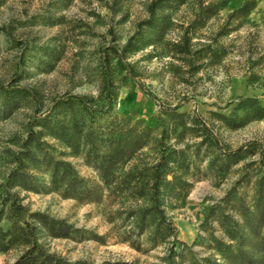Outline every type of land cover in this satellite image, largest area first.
Instances as JSON below:
<instances>
[{
    "label": "rangeland",
    "instance_id": "374dc122",
    "mask_svg": "<svg viewBox=\"0 0 264 264\" xmlns=\"http://www.w3.org/2000/svg\"><path fill=\"white\" fill-rule=\"evenodd\" d=\"M150 1L0 0V88L18 95L6 108V94L0 89V184L13 169V154L28 128L55 100L79 94L97 99L109 77L114 114L142 124L155 121L158 137L165 128L166 145L186 151L191 187L184 201L166 200L164 212L177 239L188 246L207 232L222 237L215 220L203 229L206 209L223 205L232 190L249 204L264 167V118L232 129L219 117H234L233 107L243 98H257L264 106V0H256L257 7L246 18L232 21L228 15L246 0H227L226 9L189 35L192 52L210 45L220 54L217 60L175 51L174 44L197 10L194 0L171 13L174 25L162 40H153L149 28L138 26L148 17ZM220 29L224 35L218 36ZM128 43V51L120 56ZM169 110L187 115L182 122L173 121ZM149 145L137 160L140 167L155 155V145ZM55 148L66 150L57 144ZM239 149V161L219 171L224 154ZM64 156L80 177L100 182L85 154ZM12 192L27 214L43 213L69 225L72 235L66 238H42L48 250L66 259L167 264L168 245H153L134 226L137 203L130 194L105 191L100 202H80L58 191L15 187ZM224 210L238 218L231 205ZM192 248L198 257L209 252L206 244ZM20 254L17 248L0 253V264H12ZM189 259L179 264H190Z\"/></svg>",
    "mask_w": 264,
    "mask_h": 264
},
{
    "label": "trees",
    "instance_id": "16d2710c",
    "mask_svg": "<svg viewBox=\"0 0 264 264\" xmlns=\"http://www.w3.org/2000/svg\"><path fill=\"white\" fill-rule=\"evenodd\" d=\"M188 1L151 0L146 6L148 17L138 23L139 28H149L153 40H162L174 25L171 13L178 12ZM194 1L197 10L184 28L181 41L174 44L175 51L181 56L195 54L217 60L220 54L210 45L192 52L189 35L226 9L227 0ZM256 7V0H246L233 9L228 21L244 19ZM224 31L220 29L218 36L224 35ZM151 41L147 40V44ZM130 46V43L126 44L120 56H124ZM0 89L6 94L4 106L7 108L18 95L15 90ZM99 95L97 99L80 94L64 95L28 128L20 150L13 154V169L0 184V253L20 249L21 254L12 264H89L86 260L66 259L44 246L43 237L66 238L72 235L71 229L64 221L43 213L27 214L12 192L13 188L20 187L35 192L58 191L80 202H100L105 191L109 195L117 192L130 194L137 203L132 212L134 226L153 245H168L167 264H179L188 258L190 264H264V167L255 181L254 195L249 204L242 194L232 190L226 194L223 205L206 209L203 229L210 220H215L222 237L215 236L212 231L207 232L187 246L177 239L176 231L164 212L166 200L184 201L191 187L187 177L190 163L186 151L166 145L165 128L158 137L155 121L142 124L130 117L114 114V83L109 77L104 80ZM233 108L234 117L219 114L225 125L232 129L264 118V106L257 98H243ZM169 111L173 121L182 122L187 115L177 110ZM239 112H244V115L239 117ZM47 137L54 144L46 140ZM150 141L155 145V155L151 163L140 167L137 160L150 148ZM210 141L217 144L214 138ZM55 144L66 150H57ZM241 150L225 153L219 171L228 170L232 163H237ZM81 153L97 172L99 183L80 177L72 162L64 156ZM229 205L238 218L224 210ZM205 244L209 252L196 256L192 247ZM132 245L135 247V242ZM176 257L179 258L177 262ZM101 264L125 263L107 260Z\"/></svg>",
    "mask_w": 264,
    "mask_h": 264
}]
</instances>
